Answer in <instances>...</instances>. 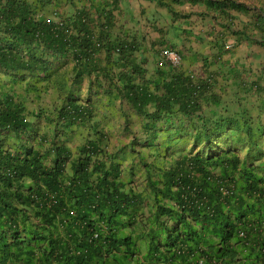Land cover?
<instances>
[{
	"label": "trees",
	"instance_id": "obj_1",
	"mask_svg": "<svg viewBox=\"0 0 264 264\" xmlns=\"http://www.w3.org/2000/svg\"><path fill=\"white\" fill-rule=\"evenodd\" d=\"M258 1L0 0V264H264Z\"/></svg>",
	"mask_w": 264,
	"mask_h": 264
},
{
	"label": "clouds",
	"instance_id": "obj_2",
	"mask_svg": "<svg viewBox=\"0 0 264 264\" xmlns=\"http://www.w3.org/2000/svg\"><path fill=\"white\" fill-rule=\"evenodd\" d=\"M239 2H243V3H246V4H253L254 6H257L260 4V1L258 0H238ZM231 41V40H230ZM232 42V41H231ZM173 65H178V63L174 64Z\"/></svg>",
	"mask_w": 264,
	"mask_h": 264
},
{
	"label": "built area",
	"instance_id": "obj_3",
	"mask_svg": "<svg viewBox=\"0 0 264 264\" xmlns=\"http://www.w3.org/2000/svg\"><path fill=\"white\" fill-rule=\"evenodd\" d=\"M169 57L172 59L173 63L176 64L177 61H176V58H175V55L174 54H169ZM178 60V59H177Z\"/></svg>",
	"mask_w": 264,
	"mask_h": 264
},
{
	"label": "rangeland",
	"instance_id": "obj_4",
	"mask_svg": "<svg viewBox=\"0 0 264 264\" xmlns=\"http://www.w3.org/2000/svg\"><path fill=\"white\" fill-rule=\"evenodd\" d=\"M132 4H133V3H131V5H132ZM136 5H137V4H136V3H134V6H133V7H135V8H136ZM136 9H137V8H136ZM233 40H234V39H233Z\"/></svg>",
	"mask_w": 264,
	"mask_h": 264
}]
</instances>
